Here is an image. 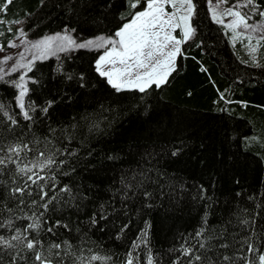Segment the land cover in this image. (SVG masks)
I'll return each instance as SVG.
<instances>
[{"label":"trees","instance_id":"obj_1","mask_svg":"<svg viewBox=\"0 0 264 264\" xmlns=\"http://www.w3.org/2000/svg\"><path fill=\"white\" fill-rule=\"evenodd\" d=\"M194 2L195 34L160 87L117 92L95 71L102 51L76 49L27 72L26 120L9 83L17 77L0 80V145L27 144L23 163L41 152L40 160L57 161L39 172V186L16 165L0 166V235L39 223L25 235L40 240L45 255L50 244H62L52 249L54 264H125L129 252L134 264H146L148 255L154 264H189L184 249L202 257L193 264H208L204 257L247 264L264 253V45L257 63L249 62L210 19L206 0ZM256 4L264 10V0ZM137 10L128 0H13L0 13V32L6 44L15 33L7 24L24 21L33 39L64 30L79 41L114 38ZM16 187L23 194H13ZM13 243L15 249L0 248V264L17 252L16 264H33V253ZM93 255L108 259L91 261Z\"/></svg>","mask_w":264,"mask_h":264},{"label":"snow or ice","instance_id":"obj_2","mask_svg":"<svg viewBox=\"0 0 264 264\" xmlns=\"http://www.w3.org/2000/svg\"><path fill=\"white\" fill-rule=\"evenodd\" d=\"M13 0H4L0 5V13L4 12L8 5ZM210 6L212 19L220 24H223L222 17H233L230 23L224 25L226 28L232 31L233 41L247 39L252 40L251 36L245 37L243 32L237 31V29H264V24L257 23L255 25L249 24V20L252 19L253 14H258L260 17H264V10H260V7L256 4V0H239V2L229 3V0H206ZM221 5H228L223 11H220ZM128 7L130 9H137L142 7V10L130 12L132 19L122 24L115 32L114 37L98 36L95 39H88L77 43V41L67 34L61 35L57 33L52 36H46L43 39L32 42L31 47L37 50V54L33 55L31 60L27 63H23L25 55L20 53V60L17 61L11 68V72H17L19 69H26L27 71L20 75L18 80H12L9 83L13 87L19 90L16 97L18 107L22 110L21 114L26 120L32 119L29 115V110H25V96L29 92L28 82L31 77L27 76V72H31L36 60H44L50 55H56L58 52H67L70 49H105L103 54L95 61V71L99 76L107 79V83L111 85L117 92L124 90L136 89L140 92H145L147 88L155 85L160 87L167 82L168 76L175 71L176 58L182 55L181 44L191 39L195 34V28L193 27V18L197 15V5L194 0H128ZM241 9H249L247 12L241 11ZM126 19V17H122ZM3 21L0 20V24ZM180 30V36L178 37L174 33ZM20 35L27 36V33L23 29L18 30ZM0 35H3L0 32ZM264 40V36H261L257 40L256 45H246L251 48V52L254 54L257 50V45L260 41ZM109 45L111 47H109ZM9 48H15L17 45L13 42H9L7 45ZM4 50L0 45V51ZM13 59L11 56H6L0 61V64L6 63L8 60ZM255 57L253 56V60ZM259 66V65H257ZM0 73H3V68H0ZM8 73L0 75V80H4V76ZM70 78V77H69ZM81 79H83L81 77ZM35 83V81H32ZM223 99V94H221ZM52 101L48 102L47 107L41 109L43 112H47L48 107H51ZM29 109H32L31 103ZM4 110V105L0 104V111ZM4 115L8 116V119L13 124L17 121L11 117L6 111ZM31 151L27 144H13L3 146L0 145V166L7 167L9 164L16 165V172L27 176V181H31L33 184L39 186V181L45 179L44 176L39 175V172H43L45 169H50L53 165L57 164V161L53 156H49L44 160H40L39 157H43L44 153H39V157L35 158L28 163H23L20 159V154L24 151ZM176 153L174 152L173 155ZM54 155V154H53ZM61 165L64 161L59 162ZM35 169L39 171L34 172ZM2 171V169H0ZM33 173V175H28ZM27 181L25 184L27 185ZM24 188L16 187L12 189L13 194H23ZM67 191V189H62ZM145 195H149L145 193ZM47 196V192H43L41 188V199ZM55 197H53L54 199ZM23 202V201H21ZM51 201L49 200L48 203ZM35 204L36 201H33ZM48 203L42 206L47 209ZM41 215H43L41 213ZM38 219V218H37ZM9 226L11 221L8 222ZM3 227V225H0ZM39 223H29L22 233L20 229H16L15 233L11 237H5L0 235V248L15 249L18 242L23 245V249H26L33 253V264H54L51 258L52 249H60L62 244L52 243L46 250L49 255H45V250H42V242L36 238L28 239V229L38 231ZM49 232L51 228L47 229ZM201 232H197V236L202 235ZM147 235V231L141 234V237ZM247 243V242H245ZM138 247L136 242L133 243L132 248ZM200 247L203 248L204 244L201 243ZM221 247H227V245H221ZM257 250L249 244L248 252L255 253ZM184 254L191 257L189 264L193 262H199L202 260L200 255L194 254L190 249H184ZM11 255V253H10ZM59 256V253H56ZM17 252L12 256L10 264H16ZM2 259V257H0ZM24 259V257H20ZM107 260L108 258H101L93 255L90 257L91 261ZM134 257L132 252H129L125 261V264H134ZM208 260V264H212L211 258L204 257ZM232 258L225 255L223 261H229ZM238 259H245L246 257H238ZM146 264H154L151 255L146 257ZM223 264V262H221ZM247 264H264V253L255 257L251 261H247Z\"/></svg>","mask_w":264,"mask_h":264},{"label":"rangeland","instance_id":"obj_3","mask_svg":"<svg viewBox=\"0 0 264 264\" xmlns=\"http://www.w3.org/2000/svg\"><path fill=\"white\" fill-rule=\"evenodd\" d=\"M213 2L215 3V0H213ZM206 3H207V2H206ZM227 7H228V5H221V6H220V11H223V10H224L225 8H227ZM207 8H208V15H209L210 19H211L212 21H214V20L212 19L211 10H210V6H209L208 3H207ZM222 19H223V22H224L223 24L217 23V22H215V21H214V22L217 23V24L222 25V26L225 28V30L227 31V33H228V35H229L228 38H229V41H230L231 45H232V46H237V45H239L240 49L243 51V56H245L246 59H247L249 62H251V63H257L259 49L261 48L262 45H264V40H261V41H260V44L257 45V50H256V52H255L254 54L251 52V48H250V47H246V45H249V44H251V45H256V44H257V40H259L261 36H264V29H257V30H253V29H247V30H245V29H242V28H241V29H237V31L243 32L244 35H245V37H247V36H251V37H252V40L249 41V40H247V39H244V40H236V41H233V38H232L233 34H232V31H231L230 29L226 28L224 25L230 23L231 20L234 19V18H233V17L224 16V17H222ZM257 23L264 24V17H263L261 20H257V21H255V22H253V21H249V24H253V25H255V24H257ZM23 24H24V21L11 22V23L9 22V23L7 24V28H8V30H9L10 32H12V30H15V33H14L13 37H12V38H11L6 44H4V41H2V35H0V45H2L3 48H4V50L0 51V61H2L3 58L6 57V56H11V57H13V59L8 60L6 63L0 64V68H3V73H0V75H3L4 73H8V74L5 75L4 77H6V76H11V75H15V76L17 77V80H18V78H19L20 75L24 74V73L27 71L26 69H19L17 72H11V71H10L11 68H12V66H13L17 61L20 60V53H24L25 58H26L24 61H21V62H23V63H27L28 60H31V59L33 58V55H34V54H37V50H36V49H33V48L31 47V43H32V42L39 41V40L43 39V38L46 37V36H52V35L57 34V33L49 34V35H45V36H43V37H41V38H35V39L30 38L28 35L25 37V36H23V35H20V33H19V31H18L19 29H23ZM178 31H179V34H181L179 29H178ZM1 32H2V31H1ZM59 33H60L61 35H63V34H65V30H64V31H61V32H59ZM67 34L70 35L71 37H73L72 34H71V32L67 31ZM174 34H175V33H174ZM73 38H74V37H73ZM95 38H96V37H95ZM95 38H91V39H95ZM114 38H115V37H114ZM74 39H75V38H74ZM191 39H192V38H191ZM75 40H76V39H75ZM86 40H88V39H86ZM189 40H190V39H189ZM76 41H77V43H79V42H82V41H85V40H82V41L76 40ZM9 42H13V43H15V44L17 45V47H15V48H9V47L7 46V45L9 44ZM109 47H111V46L109 45ZM180 47H181V46H180ZM75 50H76V48L70 49V50L67 51V52H58L56 55H50V56H48L47 58L58 57V56H60V55H62V54H68V53H70V52H72V51H75ZM90 50H96V49H90ZM99 50L102 51L101 54H103V52L105 51V49H99ZM101 54H100V55H101ZM253 56L255 57L254 60H253ZM47 58H46V59H47ZM44 60H45V59H44ZM36 61H42V60H36ZM36 61H35V62H36ZM26 79H28L27 76H26ZM105 79H106V78H105ZM106 81H107V79H106ZM110 86H111V85H110ZM131 90H136V89H131ZM18 92H19V90H18ZM17 95H18V94H17ZM17 105H18V104H17Z\"/></svg>","mask_w":264,"mask_h":264},{"label":"crops","instance_id":"obj_4","mask_svg":"<svg viewBox=\"0 0 264 264\" xmlns=\"http://www.w3.org/2000/svg\"><path fill=\"white\" fill-rule=\"evenodd\" d=\"M226 31V30H225ZM227 32V31H226ZM227 35H228V33H227ZM229 36V35H228Z\"/></svg>","mask_w":264,"mask_h":264}]
</instances>
